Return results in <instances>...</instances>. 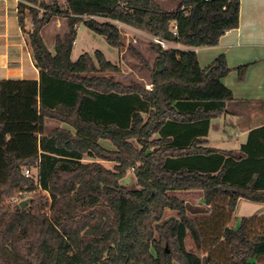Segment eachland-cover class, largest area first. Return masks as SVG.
Instances as JSON below:
<instances>
[{"label": "trees", "instance_id": "trees-1", "mask_svg": "<svg viewBox=\"0 0 264 264\" xmlns=\"http://www.w3.org/2000/svg\"><path fill=\"white\" fill-rule=\"evenodd\" d=\"M161 1L18 0L39 80L0 81V264H264V215L233 223L239 202L264 204V128L237 156L207 147L233 100L231 69L224 55L201 68L168 45H217L238 27L240 0ZM56 16L67 31L50 51L42 32ZM114 22L164 42L141 59L149 89L115 79L99 50L71 59L80 24L120 48ZM129 170L137 188L123 184ZM188 191L204 207L174 195Z\"/></svg>", "mask_w": 264, "mask_h": 264}, {"label": "crops", "instance_id": "crops-1", "mask_svg": "<svg viewBox=\"0 0 264 264\" xmlns=\"http://www.w3.org/2000/svg\"><path fill=\"white\" fill-rule=\"evenodd\" d=\"M17 6L18 0H0V81L39 80L25 33L31 24L27 19L24 29L19 25ZM173 47L182 50L179 45ZM184 50L196 53L201 68L224 55L231 72L223 81L233 100L210 121L205 145L237 156L241 147L249 144L251 133L264 128V0H240L238 27L227 31L217 45ZM244 64L248 67L239 80L235 69ZM45 124L65 127L54 120H46ZM190 192L194 191L181 193ZM260 205L264 208V204Z\"/></svg>", "mask_w": 264, "mask_h": 264}, {"label": "rangeland", "instance_id": "rangeland-1", "mask_svg": "<svg viewBox=\"0 0 264 264\" xmlns=\"http://www.w3.org/2000/svg\"><path fill=\"white\" fill-rule=\"evenodd\" d=\"M181 1L182 0H164L160 2V5L164 10L173 11L180 5ZM85 19H87V17H85ZM95 19L101 22L104 21V19L102 18L96 17ZM114 23L116 24L122 35V46L120 48L110 47L103 36L94 33L93 31L86 28L83 24H80L77 29V37L74 41L71 59L75 61L77 60L79 55L85 52L93 53L95 50H99L104 54L107 60L118 65L120 72L114 75L115 79L125 83L130 82V80L141 81L145 83L146 88L149 89L150 86L148 85V74L142 66L141 59L147 62L152 61L154 53L150 49L149 44L150 42L154 41V38L142 31L133 29L129 26L117 22ZM66 31L67 20L62 16H56L55 18H53L51 23L48 24L42 32V36L47 47L49 49H52L56 36L63 35ZM168 45L170 47L174 46L170 44ZM179 46L182 48V50L186 48L182 45ZM88 161L90 160H84V162ZM98 161L105 167L112 168L111 163L101 160ZM123 184L129 189L137 188L132 170H129L127 172V175L123 180ZM175 196L179 197V199L184 200L188 205L204 207L201 194L198 191L190 193L177 192ZM263 211L264 208L260 204L241 201L240 204L237 205L234 212L233 223L235 228L239 226V222L242 217L252 216ZM172 214V212H168L167 216ZM262 215H264V212L262 213Z\"/></svg>", "mask_w": 264, "mask_h": 264}, {"label": "built area", "instance_id": "built-area-1", "mask_svg": "<svg viewBox=\"0 0 264 264\" xmlns=\"http://www.w3.org/2000/svg\"><path fill=\"white\" fill-rule=\"evenodd\" d=\"M154 41L157 42V43H160L162 46H165L164 42L162 41H159L157 39L154 38ZM24 175L25 176H29L30 175V170L29 169H25L24 170ZM12 202H15V200L13 199Z\"/></svg>", "mask_w": 264, "mask_h": 264}, {"label": "water", "instance_id": "water-1", "mask_svg": "<svg viewBox=\"0 0 264 264\" xmlns=\"http://www.w3.org/2000/svg\"><path fill=\"white\" fill-rule=\"evenodd\" d=\"M27 202H28V200L21 202V203H20V207L23 208V207L25 206V204H27Z\"/></svg>", "mask_w": 264, "mask_h": 264}]
</instances>
